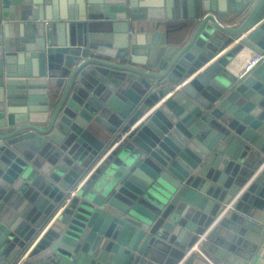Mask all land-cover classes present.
I'll return each mask as SVG.
<instances>
[{"label": "water", "instance_id": "obj_1", "mask_svg": "<svg viewBox=\"0 0 264 264\" xmlns=\"http://www.w3.org/2000/svg\"><path fill=\"white\" fill-rule=\"evenodd\" d=\"M263 56L264 0H0V264H176L264 163Z\"/></svg>", "mask_w": 264, "mask_h": 264}, {"label": "crops", "instance_id": "obj_2", "mask_svg": "<svg viewBox=\"0 0 264 264\" xmlns=\"http://www.w3.org/2000/svg\"><path fill=\"white\" fill-rule=\"evenodd\" d=\"M168 21H144L143 24L152 26L153 29L159 25V29L167 31ZM260 172L261 170L255 172L224 210L213 218L214 222L212 220L208 225L200 245L206 257L197 254L186 259L182 264H264V178L257 192L251 194L249 198L251 201L246 202L241 207V211L233 209L239 196L246 191ZM259 192L263 195L260 196Z\"/></svg>", "mask_w": 264, "mask_h": 264}, {"label": "built area", "instance_id": "obj_3", "mask_svg": "<svg viewBox=\"0 0 264 264\" xmlns=\"http://www.w3.org/2000/svg\"><path fill=\"white\" fill-rule=\"evenodd\" d=\"M261 58H262V56H255L254 60H260ZM119 141H120V139L111 147V149L114 148V146H116ZM111 149H109L105 153V155L102 157L101 160H103L107 156V154L111 151ZM263 167H264V163L259 167V169L257 171L262 170ZM231 206H232V204H231ZM231 206H229V207H231ZM212 222H214V220ZM215 223H216V220H215ZM204 234L197 239V241L183 254V256L181 257V259H179V261L176 264H182V263L185 262L186 259L190 258L191 256L197 255V254L206 257V255L203 253V251L200 248L201 242L204 239Z\"/></svg>", "mask_w": 264, "mask_h": 264}, {"label": "trees", "instance_id": "obj_4", "mask_svg": "<svg viewBox=\"0 0 264 264\" xmlns=\"http://www.w3.org/2000/svg\"><path fill=\"white\" fill-rule=\"evenodd\" d=\"M192 24L190 22H168L167 29L171 31L179 32L183 37L187 36L191 31Z\"/></svg>", "mask_w": 264, "mask_h": 264}]
</instances>
